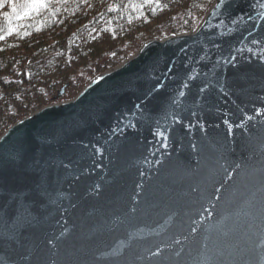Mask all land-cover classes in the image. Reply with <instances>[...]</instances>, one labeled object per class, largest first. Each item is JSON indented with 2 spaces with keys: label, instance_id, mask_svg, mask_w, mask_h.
I'll return each mask as SVG.
<instances>
[{
  "label": "water",
  "instance_id": "obj_1",
  "mask_svg": "<svg viewBox=\"0 0 264 264\" xmlns=\"http://www.w3.org/2000/svg\"><path fill=\"white\" fill-rule=\"evenodd\" d=\"M0 264H264V0L7 128Z\"/></svg>",
  "mask_w": 264,
  "mask_h": 264
},
{
  "label": "trees",
  "instance_id": "obj_2",
  "mask_svg": "<svg viewBox=\"0 0 264 264\" xmlns=\"http://www.w3.org/2000/svg\"><path fill=\"white\" fill-rule=\"evenodd\" d=\"M214 1L44 0L28 11L27 0H14L13 12L3 0L0 136L39 109L69 101L148 41L194 31Z\"/></svg>",
  "mask_w": 264,
  "mask_h": 264
},
{
  "label": "snow or ice",
  "instance_id": "obj_3",
  "mask_svg": "<svg viewBox=\"0 0 264 264\" xmlns=\"http://www.w3.org/2000/svg\"><path fill=\"white\" fill-rule=\"evenodd\" d=\"M3 0H0V3H2ZM8 3L13 5V12L16 11V5L14 3V0H8ZM45 3L44 0H27V2L25 3V5H23L22 7H25L26 9H28V11H33V10H38L41 7H44ZM25 15H27V12H25ZM17 18H20L19 16Z\"/></svg>",
  "mask_w": 264,
  "mask_h": 264
},
{
  "label": "rangeland",
  "instance_id": "obj_4",
  "mask_svg": "<svg viewBox=\"0 0 264 264\" xmlns=\"http://www.w3.org/2000/svg\"><path fill=\"white\" fill-rule=\"evenodd\" d=\"M132 56H133V55H132ZM132 56H131V57H132ZM131 57H130V58H131ZM128 59H129V58H128ZM126 61H127V59H126ZM78 93H79V92H78ZM78 93H77V94H78ZM75 96H76V95H75ZM75 96H74V97H75ZM74 97H73V98H74ZM73 98H71V99H73ZM71 99H70V100H71ZM63 102H65V101H63ZM59 103H60V102H59Z\"/></svg>",
  "mask_w": 264,
  "mask_h": 264
}]
</instances>
